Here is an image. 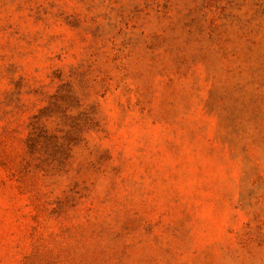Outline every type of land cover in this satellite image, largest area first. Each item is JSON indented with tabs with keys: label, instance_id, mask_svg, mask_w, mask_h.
Listing matches in <instances>:
<instances>
[{
	"label": "rangeland",
	"instance_id": "1",
	"mask_svg": "<svg viewBox=\"0 0 264 264\" xmlns=\"http://www.w3.org/2000/svg\"><path fill=\"white\" fill-rule=\"evenodd\" d=\"M0 264H264V0H0Z\"/></svg>",
	"mask_w": 264,
	"mask_h": 264
}]
</instances>
